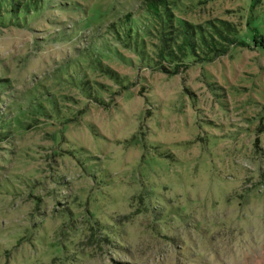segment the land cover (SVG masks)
Masks as SVG:
<instances>
[{
  "label": "rangeland",
  "instance_id": "obj_1",
  "mask_svg": "<svg viewBox=\"0 0 264 264\" xmlns=\"http://www.w3.org/2000/svg\"><path fill=\"white\" fill-rule=\"evenodd\" d=\"M162 1L0 0V264H264V0Z\"/></svg>",
  "mask_w": 264,
  "mask_h": 264
},
{
  "label": "trees",
  "instance_id": "obj_2",
  "mask_svg": "<svg viewBox=\"0 0 264 264\" xmlns=\"http://www.w3.org/2000/svg\"><path fill=\"white\" fill-rule=\"evenodd\" d=\"M254 3V0H249ZM147 8L152 11L154 15L159 14V3H163L162 0H147ZM227 26L228 24L225 23ZM188 26V25H187ZM185 26L181 41H179V34L175 36V39L170 37H163V46L160 50L159 55L173 64H175V70L184 67L187 64H181L185 62V57L188 51L193 52L199 59L198 60H210L213 61L216 57L222 53L228 52L232 45H245L244 37L242 35L243 30L245 34L249 32V25L246 28L231 27L228 30L225 28H215L212 34H204L202 31L196 33L195 29ZM228 27V26H227ZM253 37L251 40L255 44H259L264 48V34L261 33L257 28H253ZM204 53L203 56L199 55V52ZM175 74L178 71H174Z\"/></svg>",
  "mask_w": 264,
  "mask_h": 264
}]
</instances>
